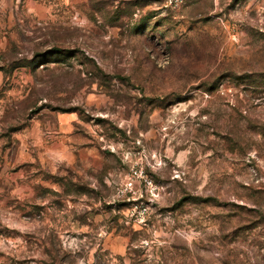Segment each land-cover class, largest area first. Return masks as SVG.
<instances>
[{
  "label": "rangeland",
  "instance_id": "obj_1",
  "mask_svg": "<svg viewBox=\"0 0 264 264\" xmlns=\"http://www.w3.org/2000/svg\"><path fill=\"white\" fill-rule=\"evenodd\" d=\"M0 264H264V0H0Z\"/></svg>",
  "mask_w": 264,
  "mask_h": 264
}]
</instances>
